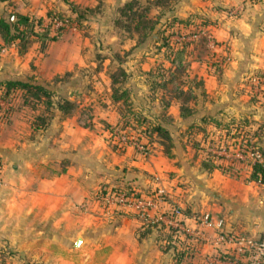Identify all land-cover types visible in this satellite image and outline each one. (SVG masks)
I'll return each instance as SVG.
<instances>
[{
  "label": "crops",
  "instance_id": "1",
  "mask_svg": "<svg viewBox=\"0 0 264 264\" xmlns=\"http://www.w3.org/2000/svg\"><path fill=\"white\" fill-rule=\"evenodd\" d=\"M14 1L6 6L13 8ZM72 1L82 4V0ZM192 1L189 5L192 10L217 18L211 26L220 41L214 48L215 53L210 56L201 52L199 56L194 54L187 65L188 77L196 76L203 81L207 98L204 111L213 113L217 112L212 106L213 101L231 97L230 84L245 64L244 60L252 68L264 66V27L260 29L264 26V0L245 1V9L236 17L227 14L225 7L238 4L239 0H205L206 7L202 9L194 7ZM85 5L90 4L86 2ZM14 47L13 44L2 45L4 49ZM4 76L11 75L5 74V70L0 71V77ZM25 76L12 74V77ZM171 104L174 117L181 118L179 102L174 100ZM31 112L22 107L12 110L6 121L0 117L1 243L39 264H216L213 261L215 254L232 250V243L218 240V229L213 220L202 221V215L210 212L213 218H223L225 232L241 230L234 208H230L226 215L227 202L222 198L229 196L230 192L217 185L198 190L197 187L174 184L171 201H160L149 208V219H142V222L136 214L132 215V211L112 207L114 230L89 232L86 224L91 227L94 218L91 215L89 222L84 219L86 224L79 216L74 220L78 204L88 200L100 186L125 183L140 190L149 181L147 171L161 170L154 168L151 161L131 145L122 151L106 147L96 122L85 125L74 116L60 113L59 118L52 117L46 126L33 129L28 118ZM209 125L211 129L218 128L213 122ZM185 175L189 177L191 174L186 171ZM209 175H221L228 182V177L217 169ZM151 184L157 187L160 183L151 181ZM174 204L187 210L183 217L186 226L201 234L198 238L195 235L186 239L179 236L194 247L193 251L182 256L175 254L177 248L173 246L165 248L166 232L158 229L159 224L142 225L147 220L150 223L162 221L164 213ZM79 227L87 233L79 235L76 231ZM78 237H81L80 246L76 248ZM176 245L181 247L179 242Z\"/></svg>",
  "mask_w": 264,
  "mask_h": 264
},
{
  "label": "rangeland",
  "instance_id": "2",
  "mask_svg": "<svg viewBox=\"0 0 264 264\" xmlns=\"http://www.w3.org/2000/svg\"><path fill=\"white\" fill-rule=\"evenodd\" d=\"M66 1L15 0L13 8L16 7L17 10L28 12L35 16H43L47 21V10L60 9L66 13L70 12ZM125 1L100 0V8L90 13L79 27L73 24L66 25L60 35L55 40L49 41L43 51L39 50L37 42L32 43L28 51L25 54L23 53V55L17 52L15 47L4 49L0 45V71L5 70V74L11 76L12 74H19L20 76H29L31 74L37 76L36 79L49 81L52 86H55L57 94L53 97L55 103L52 105V116L50 119L54 116L57 118L60 115L61 112L57 108L56 101L61 99V95L64 94L71 100H75L78 105L70 116L76 117L85 125H91L92 122H96V128L100 130L106 147L115 151L117 149L122 151L127 145H119L110 132L124 124L128 127L126 129L128 132L126 133L130 132L131 134V132L139 129L140 126H137L131 114H126L127 111L122 102L112 100L109 75L113 71L117 72L120 67L125 70L126 79L121 82L122 84H118H121V87L125 86L129 90L132 110L139 111L152 123L157 121V116L162 110V104L158 100L162 89L156 87L152 90L150 87L152 83L151 77L147 71L158 66L159 63L168 64L169 62L166 57L168 52L166 44L175 40L177 34L175 31H171L175 30L172 28L173 26L171 27L174 15L181 19L189 16L195 18L196 22L182 26L180 30L190 32V30L199 28L200 25L209 27L214 36L213 46H210L207 39L203 37L187 41L189 48L185 59L188 64H190V58L194 57V54L199 56L201 52L206 56H210L215 53L214 48L220 44L211 29V26L216 23L213 20L217 18L206 12L192 10L189 7L190 0H172L171 5L168 7H160L148 3V0H139L140 6H149L148 14L155 19L154 28L149 31L150 33L146 38L139 41L135 34H131L123 27L116 25L114 21L115 18L120 16L118 8ZM204 1L193 0L192 3L195 4L194 7L202 9L206 7ZM245 1L253 3L260 0H239L238 4H232L228 8L225 7L227 10L224 9L227 14L230 9H236L237 13L233 15V17H236L245 9L247 5ZM86 2L90 5L96 3L95 0H82L80 5H85ZM2 7H4L3 3L0 2V9ZM7 8H12V6H7ZM195 14L197 16L193 17ZM199 16L205 19V21H201L205 25L197 23ZM123 18L125 20V17ZM257 27H259V24H257ZM263 27H260V29ZM244 63L234 75L230 84L231 97L219 99L217 102L213 101L214 104L212 106L217 112L206 113L204 111V106H207L205 104L207 98L204 94L203 83L195 89L197 98L189 101V104L196 108L193 115L187 118H175L170 111L172 107L169 106L167 108V112H169L171 117L167 120L163 119V122L168 126L172 138L168 153L155 140L148 142L149 144H143V151L133 146L138 152L143 153L146 159L151 161V165L154 168L157 167L161 170L160 172L147 171L149 178L147 185H142L140 190L136 191L139 193L141 191L152 193L155 191L154 188L160 187L164 189L162 198L165 201H171L174 184L185 186V188L193 186V188L197 187L198 190L213 188V186L217 185L222 187L223 190L230 192L229 196H223L222 199L227 202L225 204L226 215L231 210L230 208H234V211L237 212L235 219L239 218L238 224L241 226L239 233L260 237L264 234V183L261 184L254 180H249L247 178L249 169L244 163H240L243 167L238 168L236 171L233 170V174L221 172L222 175L228 177V182H226L221 175L210 176L209 173L212 170L209 171L204 162H202L207 150L213 152L216 157L225 156L221 151L223 147L227 149L226 155L228 156L225 157L231 159V153L236 148L235 144L242 139L246 141L248 138L247 134H251L248 139L249 142L256 139V134H259L256 146L264 150V80L261 78L264 66L252 68L250 65H246L247 62L245 60ZM19 100L21 101L20 97L16 99L17 102ZM0 104L2 107L8 106L7 101ZM228 105L230 107L223 110ZM38 110H42V107L39 106ZM34 112L36 114L38 111ZM4 120L6 121L7 119L5 118ZM213 121L221 124L219 128L213 129L220 133L216 134L213 144L209 143L207 145V141L204 142V137L200 133L201 127H198L205 125L206 130H211L209 124ZM189 124L194 125L191 128L190 126L188 127ZM226 125L229 128L227 133L223 128ZM219 135L223 137L220 142H217ZM200 142L203 144L202 147L199 145ZM0 163L2 166V160ZM186 171H189L194 178L191 175L189 177L186 176ZM151 181H159L160 184L154 187L155 185L152 186ZM124 185L126 184L124 183L121 186ZM103 188V186H100L95 193L91 194V197L89 196L88 200L78 204V211L74 212L76 215L74 220L79 216L84 223L85 220L89 222L91 215L93 216L91 217L94 218L91 222V227H89V223H85L87 225L86 228H89L88 230L91 233H97L100 230L110 232L115 227V224L113 225L115 216H112L110 210L113 206L102 203L98 198L99 191ZM230 196L232 199H230ZM195 213H198V211H195ZM136 217L143 222L141 218ZM144 224L146 222L142 225ZM76 231H78L79 235L87 233V230L84 228L80 230V227ZM79 246L80 244L75 247L78 248ZM8 248L12 250L7 244L0 242V250H2L0 251V264H25L26 261H30L28 257H24L15 250L9 254L6 252Z\"/></svg>",
  "mask_w": 264,
  "mask_h": 264
},
{
  "label": "trees",
  "instance_id": "3",
  "mask_svg": "<svg viewBox=\"0 0 264 264\" xmlns=\"http://www.w3.org/2000/svg\"><path fill=\"white\" fill-rule=\"evenodd\" d=\"M0 2H4V7L0 9L1 45L7 46L13 44L16 46L17 51L20 54L26 52L34 42H37L39 45V50L43 51L47 47L49 41L55 40L66 25L73 24L79 27L83 20L88 18L90 13L100 8V0H98L94 5H80L72 0H68L66 2L68 3V9L70 11L69 13H66L60 9L47 10L46 17L48 18L46 21L43 16H35L28 12L17 10L16 8L8 9L6 5L9 4L11 0H0ZM171 2L172 0H148V3H152L160 7H168L171 5ZM148 11L149 6H140L139 0H126L119 6L118 12L120 16L115 18L114 21L116 25L123 27L131 34H135L137 39L142 41L150 33L149 31L154 28L155 19L148 14ZM196 16V14L193 15V17ZM123 17H125V20H123ZM203 20L205 21L202 16H199V21H197V23H202V25H205L203 22H201ZM194 21L195 18H192L191 16L181 19L174 15V18L171 21V27L173 26L172 28L175 30L171 31H175V33L184 32V30H180V28L185 25H190ZM203 27L204 26L199 25V28L194 30H200ZM166 45L168 48V52L166 54V57L169 61L168 64L159 63L158 66L147 71L151 77L152 83L150 87L152 90H154L156 87H160L162 89L160 95L158 96V100L162 104V110L157 116V121H153L151 123L139 111L132 110L130 92L125 86H120L122 84L121 82L125 81L127 75L123 68H118L117 72L113 71L109 76L111 80L110 88L112 100L115 102H122L125 110L127 111L126 114H131L135 119L137 126H140L139 129L131 132L132 136L143 144L155 140L161 144L164 151L168 153L172 138L168 126L165 124V122H163V119L167 120L171 117L169 116V112H167V108L171 105L172 101L176 100L179 102V114L182 118H187L193 115L196 109L191 104H189V101L195 100L197 98V92L195 89L200 84H202L203 81L201 78H196V76L188 77V62L185 59L187 49L189 48L187 42H179L175 39L169 43L167 42ZM56 90L57 89L55 86H52L49 81L38 80L33 75L25 77H0V100L7 101L8 103V106L5 107H2L0 104V117L7 119L12 110L25 107L30 110V112L32 111L31 115L28 116L32 128L37 129L39 127H44L47 125L52 116L51 109L52 105L55 103L53 97L57 94ZM19 97L21 101L19 100L17 102L16 99H19ZM61 97V99L56 101L57 108L63 116L72 115L78 106L77 102L75 100H71L67 96H64V94L61 95ZM39 106L42 107V110H38ZM34 111L38 112L35 114ZM213 123L218 128L221 125L215 121H213ZM121 125L122 126H118L116 129L125 131L128 129L126 125ZM193 125L194 124H189L188 127L190 126L192 128ZM198 128H200V133L202 137H204V142L207 141V145L209 143L213 144L215 142L214 139L216 134L220 133L213 129L206 130L205 125L199 126ZM223 128L226 130V133L229 131L228 125L223 126ZM247 135L248 138L246 141L242 139L235 144V147L244 150V152L248 149L258 150L260 152V158L227 159L225 156L216 157L213 152L207 150L206 156L202 158V162H204V164L207 166L206 168L209 171L219 169L222 173H232L233 170L236 171L238 168L240 169L243 167L240 165V163H244L249 169L247 178L249 180H254L263 184L264 150L259 146H256L258 143L259 134H256L257 137L252 142H249L248 140L249 137H251V134ZM253 135H255V133H253ZM222 137L223 136L219 135L217 142H220ZM196 144H198V142H196ZM199 145L202 147L203 144L200 142ZM108 188L122 189L127 194H139V192L130 187V185H114L110 187H104L99 191V193L106 191ZM182 212L187 214L186 209H183ZM141 219L145 220L144 218ZM148 221L149 220L144 222L149 225L159 224V229L165 230V239L167 240L165 241V248L167 249L170 246L177 248L175 250V254L177 256H182L185 252L190 253L194 250V247H191L190 244L187 242L185 243L184 240L179 238V234L177 233L176 229L168 227L166 228L164 222L160 220H158L160 222L151 221V223ZM186 238L187 236H185L184 239ZM177 242L181 244V247H177ZM6 250V252L9 254L13 252V250L10 248ZM25 264L38 263L34 261H26Z\"/></svg>",
  "mask_w": 264,
  "mask_h": 264
},
{
  "label": "built area",
  "instance_id": "4",
  "mask_svg": "<svg viewBox=\"0 0 264 264\" xmlns=\"http://www.w3.org/2000/svg\"><path fill=\"white\" fill-rule=\"evenodd\" d=\"M236 9H230L228 14L236 15ZM204 37L210 46L214 45V36L212 35L209 27H203L200 30H194L190 32H180L176 34V40L179 42L192 41L198 38ZM264 80V72L261 76ZM111 136L116 138V142L121 145H132L143 151L144 145L140 141L136 140L130 133H126L125 130H113ZM223 147V146H221ZM227 149L222 148V153L225 156ZM231 158L244 159V158H260V152L258 150H244L236 147L231 153ZM163 188L157 187L154 192H143L139 194H127L122 189L108 188L104 192L99 193V200L107 204L108 206L125 208L132 211L139 218L149 219L148 210L151 207L158 205L160 201H164L162 194ZM162 220L165 222L168 228L176 229L178 236H192L197 238L201 234L196 230L189 229L184 223V213L179 205H172L170 209L164 213ZM155 219V218H154ZM213 220L214 226L218 229L217 238L220 241H228L233 244V248L230 252H220L215 254L213 261L216 264H264V235L260 237H254L251 235H245L239 232H225L223 229V218L215 217L210 212H205L202 215L203 222H210Z\"/></svg>",
  "mask_w": 264,
  "mask_h": 264
},
{
  "label": "water",
  "instance_id": "5",
  "mask_svg": "<svg viewBox=\"0 0 264 264\" xmlns=\"http://www.w3.org/2000/svg\"><path fill=\"white\" fill-rule=\"evenodd\" d=\"M80 240H81V237H78V238L76 239L75 245H78L79 242H80Z\"/></svg>",
  "mask_w": 264,
  "mask_h": 264
}]
</instances>
